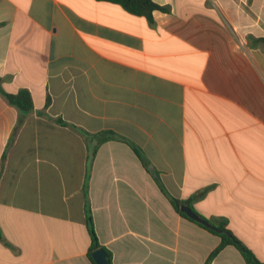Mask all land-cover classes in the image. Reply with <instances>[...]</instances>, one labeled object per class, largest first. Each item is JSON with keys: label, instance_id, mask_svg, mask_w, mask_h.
<instances>
[{"label": "crops", "instance_id": "1", "mask_svg": "<svg viewBox=\"0 0 264 264\" xmlns=\"http://www.w3.org/2000/svg\"><path fill=\"white\" fill-rule=\"evenodd\" d=\"M153 1L0 0L1 88L33 103L13 131L0 96V264H92L86 202L112 264H205L169 197L264 263V0Z\"/></svg>", "mask_w": 264, "mask_h": 264}, {"label": "trees", "instance_id": "2", "mask_svg": "<svg viewBox=\"0 0 264 264\" xmlns=\"http://www.w3.org/2000/svg\"><path fill=\"white\" fill-rule=\"evenodd\" d=\"M99 1H104V2L111 3V4L119 5L128 13L133 14V15H137V16H143L147 20H151V15L154 11H159V12H164V13L169 11L168 7L159 6L153 0H99ZM0 96H2L10 106H13L19 112V118H18L16 126L13 130V131H15L16 128L18 127V125L21 123V119H22L23 115L29 113L33 109V103H32L31 96H30L29 92L26 90H20L17 93L5 92L1 88V80H0ZM59 122H61V121L59 120ZM87 136H90V135H87ZM91 136L97 138V145H98L102 142L110 140L113 137V133L103 131V132H100V133H97V134L91 135ZM11 140H12V137L9 139L8 144L11 142ZM95 148L96 147H94L93 151H95ZM133 150L135 151L137 156H139L138 152L135 149H133ZM3 158H4V156H2L1 160H3ZM204 192L205 191L197 193L195 196H193V198L202 197ZM169 201H170L171 205L173 206V208L175 209V211L178 212L182 217H184L185 219L195 223L199 227L207 230L209 233L219 237L220 241H219L218 246L216 247V249H214L210 253L205 264H209V262L215 257V255L223 247L228 246V245L235 247L240 252L241 256L243 257V259L245 261V264H264V263L258 262L256 260V258L253 256V254L233 235V233L227 228V222L225 219H216V218L209 219V222L212 225H214L216 227V229L218 230V231H213V230L205 228L204 226L200 225L199 223H196L195 221L189 219L184 213H182L180 211L181 205H187V206L190 205L189 200L181 201V200H177V199L169 197ZM86 225H87V229H88L89 236H90V247H89L87 255H88L91 263L95 264L92 257H91V254L94 251L101 249V250H103V252L106 255L107 263L112 264L110 253L105 248L101 247L97 242V239H96V236H95V233L93 230V224H92V220H91L90 210L88 207V202H86ZM0 238H1V235H0Z\"/></svg>", "mask_w": 264, "mask_h": 264}, {"label": "water", "instance_id": "3", "mask_svg": "<svg viewBox=\"0 0 264 264\" xmlns=\"http://www.w3.org/2000/svg\"><path fill=\"white\" fill-rule=\"evenodd\" d=\"M180 211L184 213L189 219L199 223L200 225L204 226L205 228L211 229L213 231H218L214 225H212L208 219H205L198 215L195 211H193L187 205H181ZM91 257L95 264H108L106 260V255L103 250L98 249L91 254Z\"/></svg>", "mask_w": 264, "mask_h": 264}]
</instances>
